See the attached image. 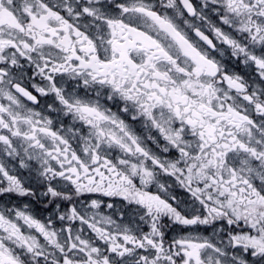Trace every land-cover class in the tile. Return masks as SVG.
<instances>
[{"label":"snow or ice","instance_id":"snow-or-ice-1","mask_svg":"<svg viewBox=\"0 0 264 264\" xmlns=\"http://www.w3.org/2000/svg\"><path fill=\"white\" fill-rule=\"evenodd\" d=\"M0 264H264V0H0Z\"/></svg>","mask_w":264,"mask_h":264}]
</instances>
